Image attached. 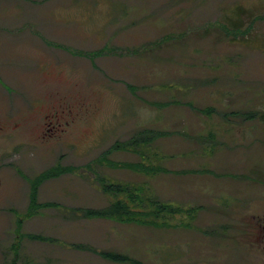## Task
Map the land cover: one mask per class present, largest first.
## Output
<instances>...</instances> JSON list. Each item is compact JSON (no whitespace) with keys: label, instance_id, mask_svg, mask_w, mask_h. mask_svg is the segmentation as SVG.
<instances>
[{"label":"rangeland","instance_id":"1","mask_svg":"<svg viewBox=\"0 0 264 264\" xmlns=\"http://www.w3.org/2000/svg\"><path fill=\"white\" fill-rule=\"evenodd\" d=\"M13 1L0 2V19ZM84 1L94 10L84 5L73 27L84 41L67 23L48 37L68 51L83 41L82 66L52 68L34 86L21 84L32 81L26 61L0 73L19 91L13 111L0 98V264H123L89 246L147 264H264V0ZM238 110L260 114L243 122ZM147 128L169 135L143 155L116 148ZM142 160L166 172L124 166ZM56 163L80 169L45 181L39 200L51 205L27 218L28 178ZM96 174L194 210L163 228L80 218L70 209L108 203Z\"/></svg>","mask_w":264,"mask_h":264},{"label":"trees","instance_id":"2","mask_svg":"<svg viewBox=\"0 0 264 264\" xmlns=\"http://www.w3.org/2000/svg\"><path fill=\"white\" fill-rule=\"evenodd\" d=\"M235 27L236 29H239V25H235ZM162 104L165 105V103ZM208 109H212V107ZM208 111L206 112L209 113ZM237 113L244 117V119H248L254 115L255 117H257L260 114V111L255 110L245 112L238 110ZM168 135L169 132L165 130L155 131L147 128L146 130L140 131L139 129L134 133V137L132 139L118 144L116 148L123 147L128 150L130 148V150L143 155L145 153V150L143 149L148 148V146L151 145L150 142L156 140L158 136L166 137ZM109 152L113 151H107L96 160L87 163L85 166L88 169L92 170L94 167L93 164L96 162L98 163L102 158L107 157ZM114 164L117 167L118 164ZM124 166L127 167L128 170L144 173L146 175H150L153 173L157 174L164 171L166 172V170H163L161 166L150 165L143 160L139 162H126ZM78 169L80 168H76L73 166H63L62 164L56 163L54 164V166L46 168L34 177L28 178L26 176L29 183H31V191L29 208L25 216L27 218L33 217L39 212L41 208L51 205L48 202H42L39 200L38 189L45 181L58 178L64 174L75 172ZM96 177L98 178V184L102 192L108 196V203L105 206L98 207H79L76 209L71 208V212H79L77 213V216L80 218L90 220L108 219L113 222L127 225L135 224L138 226L142 225L154 228H163L175 226V224H172L168 221L171 216L185 214L194 210V208L191 207H184L173 202L161 200L157 195L156 197H150L147 194V188L142 185L113 181L112 179H107V176L103 174H96ZM22 222L23 220L20 218L16 227L17 237L15 238V242L13 243V250L16 252L19 249V242L16 239L22 237L23 235L21 232ZM185 225L190 226L192 224L186 223ZM25 236H28L32 239L42 238L40 235L32 233L25 234ZM83 247L87 248V246ZM88 249L111 262L123 264H147L142 263L126 252H121L113 249L99 251L96 248L90 246L88 247Z\"/></svg>","mask_w":264,"mask_h":264},{"label":"crops","instance_id":"3","mask_svg":"<svg viewBox=\"0 0 264 264\" xmlns=\"http://www.w3.org/2000/svg\"><path fill=\"white\" fill-rule=\"evenodd\" d=\"M102 1L106 3V6L111 2L108 0ZM0 2H8V0H0ZM100 2L101 0H97L94 3L100 5ZM9 4L13 6L12 9L6 15H3L4 17L1 16L2 18L0 19V73L8 70L10 68L8 65H19L21 61H26L25 74L32 81H26L27 84L19 82V84L34 86L36 83H43L47 77V72L51 71L52 68L61 69L63 66L69 65L77 69L78 60H80V65L82 66L84 31L81 29L78 32L73 27H76L75 25L79 19L82 22L84 5L89 7L88 5L93 3H87L84 0H39L36 2L16 0L9 2ZM89 9L94 10V6L89 7ZM23 18L25 20L21 22ZM54 18L63 21V24L56 22ZM65 23H67L65 26L71 27L72 32L76 31L73 34L75 40H83L79 45L74 46L75 49L70 51L64 47L52 46L51 39L48 38L51 32L55 30V26H64ZM96 35L95 39L97 40L99 36H104V34ZM21 37L28 38L30 43L20 53L13 51V48L7 50L1 49L4 41L9 38ZM9 53H11V56ZM64 68L66 69V67ZM6 76L14 80L7 74ZM0 83V98L5 100L8 111H13L14 105L18 100V87L16 83L10 82L2 74H0ZM37 103L40 107L46 102L40 100ZM34 108L39 109L35 106ZM252 118L255 120V115L248 118L247 121H252ZM242 121L244 122L245 119H242Z\"/></svg>","mask_w":264,"mask_h":264}]
</instances>
